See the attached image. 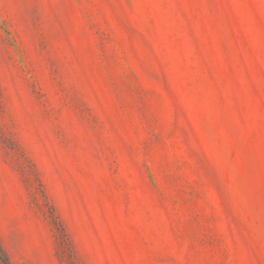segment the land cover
Listing matches in <instances>:
<instances>
[{
	"label": "rangeland",
	"instance_id": "374dc122",
	"mask_svg": "<svg viewBox=\"0 0 264 264\" xmlns=\"http://www.w3.org/2000/svg\"><path fill=\"white\" fill-rule=\"evenodd\" d=\"M11 264H264V0H0Z\"/></svg>",
	"mask_w": 264,
	"mask_h": 264
},
{
	"label": "trees",
	"instance_id": "16d2710c",
	"mask_svg": "<svg viewBox=\"0 0 264 264\" xmlns=\"http://www.w3.org/2000/svg\"><path fill=\"white\" fill-rule=\"evenodd\" d=\"M0 264H11L9 257L6 251L1 246V244H0Z\"/></svg>",
	"mask_w": 264,
	"mask_h": 264
}]
</instances>
